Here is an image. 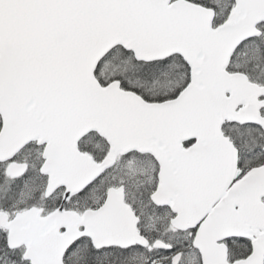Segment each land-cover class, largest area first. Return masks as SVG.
Here are the masks:
<instances>
[{
    "label": "snow or ice",
    "instance_id": "snow-or-ice-1",
    "mask_svg": "<svg viewBox=\"0 0 264 264\" xmlns=\"http://www.w3.org/2000/svg\"><path fill=\"white\" fill-rule=\"evenodd\" d=\"M0 264H264V0H0Z\"/></svg>",
    "mask_w": 264,
    "mask_h": 264
}]
</instances>
